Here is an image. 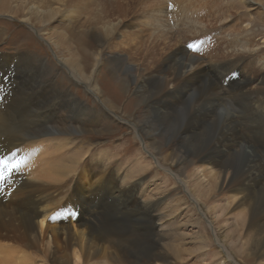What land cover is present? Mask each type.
Returning a JSON list of instances; mask_svg holds the SVG:
<instances>
[{
    "label": "rangeland",
    "instance_id": "rangeland-1",
    "mask_svg": "<svg viewBox=\"0 0 264 264\" xmlns=\"http://www.w3.org/2000/svg\"><path fill=\"white\" fill-rule=\"evenodd\" d=\"M164 1L168 8L176 3L171 15L180 24L192 9L199 13L202 4L199 0H190V5L186 0ZM257 2L246 1L254 7ZM233 4L235 8L226 4L215 9V16L201 8L200 20L223 37L240 30V23L250 29L245 37L256 53L236 55L243 59L236 70L237 82L242 75L264 71L256 63L264 57V24L239 0ZM187 5V13L179 11V6ZM260 11L264 15V8ZM69 34L88 64L86 74L93 69L92 57L99 53L97 72L89 85L100 88L98 95L86 89L83 79L74 78L26 23L0 13V108L9 126L0 140L5 133L19 138L26 132L25 125L44 118L47 131L60 138L63 147L52 152L57 154L56 162L73 164V171L54 183L30 174L20 176L26 184L45 186L52 198L60 197L57 206L72 199L77 219L81 225L87 223L88 233L92 229L111 234L106 250L91 248V255L80 254L77 264H264V149L257 143L264 144V83L260 84L261 101L253 95L238 96L218 84V76L231 73L232 67L227 66L206 72L183 95L182 81L176 80L175 73L186 54L176 53L168 65L162 60L168 54L160 55L157 63L141 64L129 53L122 55L123 44L118 45L116 36L114 48L99 51L92 36L78 30ZM176 44L181 43L171 49ZM196 45L200 52L195 53L208 60L202 43ZM34 68H38V82H43L37 95L24 86L32 83L27 74ZM212 86L221 97L212 95ZM168 90L176 93L164 96ZM225 140L230 143V160L224 161L228 171L223 176L220 172L209 175L197 168L200 150L209 146L225 154L227 147L221 144ZM256 153L262 162L259 167L250 161ZM238 186L244 187L242 193L235 190ZM13 193L3 197L1 207H11ZM57 206L50 204L47 227L62 215ZM0 245L13 248L17 264H75L48 228L27 242Z\"/></svg>",
    "mask_w": 264,
    "mask_h": 264
},
{
    "label": "bare ground",
    "instance_id": "bare-ground-1",
    "mask_svg": "<svg viewBox=\"0 0 264 264\" xmlns=\"http://www.w3.org/2000/svg\"><path fill=\"white\" fill-rule=\"evenodd\" d=\"M186 1L190 5V0ZM199 1L202 2L199 13L193 12L192 9L188 14L186 11L190 8L188 5L187 7L179 6L180 12L187 13V17L182 20V24H180L181 21L180 23L174 22L175 20L173 18L176 16L171 15L173 6L177 7L176 3H172L171 9L166 6L167 4L164 0H0V13L15 17L19 21L26 23L40 38L47 42L57 59L62 61L63 65L70 71V74L74 78L85 81L86 89L93 94L98 95L100 92V88L95 84L92 85V88H90L91 86L89 87L92 83L90 80L94 78L93 76L97 72L96 64L99 60L97 54L99 53L92 57L94 60L93 69L90 74H86L85 69L88 67V64H84L86 61H83L82 55L78 52V47H75L73 44L69 34L70 30H78L83 35L92 36L99 44V51L106 47L109 49L114 48L115 42L112 41V38L116 36L118 45L123 44V47L121 46L122 48H120L121 50L118 49L122 52V55L129 53V58L136 59L141 64L149 63V61L152 63L157 61L156 59L160 55L168 54L167 57L162 59L165 61V65H168L170 61L175 60L174 58L177 54H186L185 59L178 62V69L175 73V77L177 78L175 79L177 81L179 80V82L182 81L181 91L182 94L184 93L183 95L186 94L185 89L188 90L206 72L210 70L212 72L230 66L232 67V70H230L231 73L226 77L222 75L221 77L218 76V84L226 86V88H231L233 92L237 93L236 95H253V97H256L257 102L261 101V98L258 96L261 94L260 84L262 82L264 83V71L250 74L249 76L242 75V79L237 82L235 78L236 70L243 61L241 58H236V55L243 52L256 53L255 46L251 45L250 39L245 37L250 34V29L241 26L240 23V30H232L223 37L217 29L212 30V28H208V24L200 20L201 10H204L201 8H205L208 16H211L209 14L210 10L212 11V15L215 16V9L220 10L226 4L229 9L235 8L233 4L234 0ZM239 1L246 6L247 12H250L249 14L253 12L255 20L261 21L264 24V15L260 11L261 8L263 11L264 0H258V7L247 4V0ZM182 7L185 8L184 11ZM219 20V22H222L221 19ZM178 42L181 44H176V47L171 49ZM197 43L198 46L201 43L204 46V50H201L205 51L203 55H208V60L207 58L206 60L202 59V56L195 53L197 51L200 52L199 47L196 45ZM189 44H195V48H189ZM236 44H239L240 48L238 46L235 47ZM82 49L87 53V49L83 47ZM221 51L226 54H221ZM219 53L221 54L220 56ZM256 63L259 64L258 67L260 70L264 69V57H260ZM14 72L17 73V71ZM27 75L30 76L32 83L24 84V86L28 87L27 89L31 90L33 95H37L35 92L43 89V82H38V77H40L38 75V68L32 69L31 73L28 72ZM214 88L213 86L210 87L212 95L217 96V98L221 97L222 93L213 91L216 89ZM173 93H176V91L168 90L164 91L163 95L170 97ZM5 97L3 99L4 101L6 99ZM99 103H102V101L100 100ZM209 104L213 108V104ZM28 107L30 108V105ZM4 113L0 108V134L3 133L2 130L5 131L7 127L9 128ZM45 119L43 121L38 119L32 121L28 123L29 125L27 127L25 125L26 132L20 133L19 138L13 135L10 136L9 134L6 135L5 133V139L0 140V161L7 160L9 165H18L5 179L0 180V202L4 200L3 197H10L7 193L12 194L14 191L19 190L17 193H13V196L16 198H13L11 195L14 199H12L14 202L9 203L11 207L8 206L9 208L5 209L1 207L4 203H0V242H12L13 240L27 242V239H32L37 233L41 234L48 228L52 233L54 242H61L62 251L66 257H72L74 263L77 264L80 254L84 253L86 256L91 255V248H95V251L98 248L106 250V242H108L111 234L100 233V230V232H95L92 229L88 233L87 223L81 225L82 220L79 223L77 219L72 199L68 202L66 201L62 207L57 206L60 197L55 199L51 197L52 195L46 194L47 189L45 186L37 187L33 185V187L22 181L20 175L24 173L30 174L38 180L52 181L54 183L60 181L63 174H69L73 171V164L67 166L65 165L66 163H63V165L60 161L56 162L57 154L53 153L52 150L58 151L63 145L60 138L57 137V134L52 135L51 131H47L49 126L46 127ZM257 143L260 148L264 149V144L261 141L257 140ZM221 144L227 147L228 151L224 152L225 154L220 153L222 151L221 149L215 150L214 147L208 146L203 150L201 149L197 157V168L207 172L209 175H216L217 172H220L223 176L228 171L226 170L227 167L225 168L227 163H224V161L226 159L228 161L230 160V143L225 140L221 141ZM75 158H72V161L76 162L77 160ZM250 161L253 162L254 166L258 167L262 163L257 153L252 154ZM0 168H2V165H0ZM242 188L244 189V187L238 186L235 190L237 189V191L242 193ZM2 191L4 192L2 193ZM5 192L6 196H4ZM49 198L54 201L50 203ZM50 204H55L57 209H61L60 212H62V215L59 218L57 217L55 225L47 227L48 222L46 223V218L49 213ZM207 222L209 223V221ZM16 229L19 230L17 231ZM14 231L16 233L12 234ZM216 244L220 245L218 243ZM2 246L0 245V264H17L14 261L13 248L6 249ZM102 253L107 252L104 251ZM19 260L23 262L24 257Z\"/></svg>",
    "mask_w": 264,
    "mask_h": 264
},
{
    "label": "snow or ice",
    "instance_id": "snow-or-ice-1",
    "mask_svg": "<svg viewBox=\"0 0 264 264\" xmlns=\"http://www.w3.org/2000/svg\"><path fill=\"white\" fill-rule=\"evenodd\" d=\"M188 47L194 49L195 44H189ZM0 165H2V168H0V180L5 179L14 168L18 167V165H9L7 160L0 161Z\"/></svg>",
    "mask_w": 264,
    "mask_h": 264
}]
</instances>
